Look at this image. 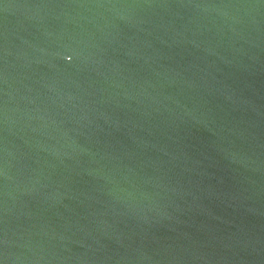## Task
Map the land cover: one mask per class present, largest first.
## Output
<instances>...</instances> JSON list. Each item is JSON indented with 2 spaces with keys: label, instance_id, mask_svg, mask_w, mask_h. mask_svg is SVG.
<instances>
[{
  "label": "water",
  "instance_id": "1",
  "mask_svg": "<svg viewBox=\"0 0 264 264\" xmlns=\"http://www.w3.org/2000/svg\"><path fill=\"white\" fill-rule=\"evenodd\" d=\"M0 264H264V0H0Z\"/></svg>",
  "mask_w": 264,
  "mask_h": 264
}]
</instances>
